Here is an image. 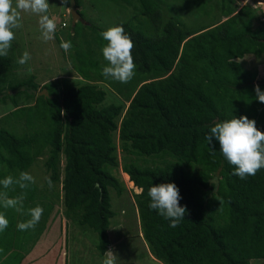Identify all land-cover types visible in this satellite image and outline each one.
Listing matches in <instances>:
<instances>
[{"label":"trees","instance_id":"obj_1","mask_svg":"<svg viewBox=\"0 0 264 264\" xmlns=\"http://www.w3.org/2000/svg\"><path fill=\"white\" fill-rule=\"evenodd\" d=\"M108 2L130 13L112 26H122L134 43L135 74L128 83L102 75L108 62L102 53L107 41L100 33L107 29L85 18L86 11L78 9L81 0H75V7L87 23H70L64 36L72 44L66 56L77 78L58 77L41 87L35 74L24 79L15 74L12 44L8 55L0 56V105L7 100L12 105L0 115V180L30 173L40 160L38 169L53 183L50 189L41 177L27 189L0 185L10 198L26 193L24 214L0 204L9 222L0 232V261L21 247L17 225L29 201L52 210L61 205L73 224L97 235L96 248L104 254L115 213L109 192L125 190L113 173L120 166L140 188L133 196L141 234L162 264L264 259V168L242 180L233 175L235 166L220 152L219 141L213 137L208 144L205 139L216 122L241 116L255 120L264 132V103L255 92L257 69L238 61L264 54L259 7L215 0L224 20L205 24L193 14V25L187 26L172 14V8L179 10L177 0H97L96 5L103 9ZM208 2L192 0L206 16ZM57 32L60 46L64 40ZM258 85L264 91V78ZM43 88L53 97L39 94ZM161 183H174L180 206L187 208L175 228L149 208L148 190ZM43 222L32 229L37 240Z\"/></svg>","mask_w":264,"mask_h":264},{"label":"rangeland","instance_id":"obj_2","mask_svg":"<svg viewBox=\"0 0 264 264\" xmlns=\"http://www.w3.org/2000/svg\"><path fill=\"white\" fill-rule=\"evenodd\" d=\"M48 2L49 11L47 14L55 20L57 24L56 32L58 31L57 33L64 40L67 28L72 23L70 6L62 4L61 0H48ZM81 2L78 9L86 11L85 18L97 22L106 29L112 27L115 20L125 19L130 14L123 10L120 11L121 6L111 2H108V7L103 9H98L97 0H81ZM214 2L215 0H209L210 15L206 16L197 11L192 4V0H177L176 5H178L179 10L176 11L172 8V14L183 19L187 26L193 25V14L196 15L199 22L205 24L216 23V19L224 20L227 16L218 13ZM258 6L260 7L259 14L264 15V4L260 3ZM21 24L22 27L14 30L15 39L11 42L15 48L14 52L17 60L14 72L20 79L27 78L28 74L33 73L35 74V80L42 87L47 81L58 77H78L72 63L57 43L56 38L48 42L41 39L39 16L32 13H22ZM25 51L29 52L31 59L24 65H20L18 60ZM238 61L242 62L247 68L255 67L257 69L255 83L258 85V81L264 78V54L261 57L247 54ZM9 93H13V91L11 90ZM6 106H12L9 100L5 105H0V115L7 110L3 108ZM118 153L121 165L123 161L121 150L118 149ZM38 161L37 166L40 167V160ZM38 167L34 166L30 170L31 175L37 181L41 177L42 180L46 177L45 175L42 176L43 172ZM113 173L123 181L125 190L120 195L116 194L113 189L109 192L111 208L115 213L110 218L107 230L108 244L105 252L113 251L117 256L116 264H162V262L153 258L141 234V225L133 196L134 193L140 192V188L137 189L136 186L132 185L133 182L125 177L121 166L115 169ZM37 174L41 176L36 177ZM36 206L39 205H35L31 201L27 203L23 222L30 219L28 209ZM55 207L57 211L56 208L52 210V207H49L50 209H46L45 206L42 207L44 211L40 221L43 220L44 222L41 224L40 231H38L41 233L40 238L35 239L32 229L20 231L19 243L21 242V247L8 252L4 260L0 261V264H16L17 262L37 264L39 258L41 259L39 264H47L48 260L49 264H102L106 255L105 252L99 254L96 248L97 235L88 228L80 229L79 226L73 224L64 213L61 205ZM50 210L53 213L51 212L49 216ZM31 247H33L32 250ZM45 255H48L49 259ZM248 264H264V259H251Z\"/></svg>","mask_w":264,"mask_h":264},{"label":"clouds","instance_id":"obj_3","mask_svg":"<svg viewBox=\"0 0 264 264\" xmlns=\"http://www.w3.org/2000/svg\"><path fill=\"white\" fill-rule=\"evenodd\" d=\"M68 2L69 0H61L62 4ZM48 11V0H15V2L14 0H0V56L8 55L11 42L15 39L14 30L22 27V13L39 16L41 39L45 42L53 40L57 24L54 19L49 17ZM100 35L107 41L106 46L102 48V53L108 66L103 68L102 75L120 83H128L134 77L136 67L131 54L134 47L131 37L125 33L122 26L110 27ZM60 47L67 53L71 50L72 44L70 41H61ZM30 59L29 52L25 51L18 63L24 65ZM255 92L259 102L264 103V91H261L259 85L255 86ZM61 114L64 113L61 112ZM213 137L219 141L220 152L225 159L235 166L233 175L243 180L248 176H254L257 171L264 168V132L258 130L255 120L241 116L216 122L210 128V134L205 137L208 144H211ZM212 151L214 152V150ZM45 180L51 189L53 187L52 180L50 177H45ZM35 183V177L28 172H20L18 178L9 175L0 180V185L4 189L12 190L15 185H18L20 189H27L30 184ZM148 195L151 198L149 208L157 210L161 216L170 220V227H177L180 221L185 219L187 208L180 206L179 189L174 183L152 185L148 190ZM25 198L26 193L10 198L7 191H0V204L5 209L11 208L21 214H24L23 202ZM43 211L41 206L28 209L30 219L19 223L18 230L35 229ZM8 223L5 215L0 213V232L7 228ZM105 255L106 258L102 264H116L117 256L113 251L109 250L105 252Z\"/></svg>","mask_w":264,"mask_h":264},{"label":"water","instance_id":"obj_4","mask_svg":"<svg viewBox=\"0 0 264 264\" xmlns=\"http://www.w3.org/2000/svg\"><path fill=\"white\" fill-rule=\"evenodd\" d=\"M70 14L72 17V22L75 23L76 21H80L82 23H87V21L80 15L77 8L75 7V0H70ZM39 94H42L44 96L53 97L52 94H48L47 90L43 88Z\"/></svg>","mask_w":264,"mask_h":264},{"label":"flooded vegetation","instance_id":"obj_5","mask_svg":"<svg viewBox=\"0 0 264 264\" xmlns=\"http://www.w3.org/2000/svg\"><path fill=\"white\" fill-rule=\"evenodd\" d=\"M249 1L254 3V5L256 6V0H239V4L243 5V4L248 3ZM256 8H257V6H256ZM72 24H74V23L72 22Z\"/></svg>","mask_w":264,"mask_h":264},{"label":"built area","instance_id":"obj_6","mask_svg":"<svg viewBox=\"0 0 264 264\" xmlns=\"http://www.w3.org/2000/svg\"><path fill=\"white\" fill-rule=\"evenodd\" d=\"M260 3H263V4H264V1H263V0H262V1H261V0H257V1H256V6L259 7L258 5H259ZM259 8H260V7H259ZM263 12H264V11H263ZM263 17H264V15H263Z\"/></svg>","mask_w":264,"mask_h":264},{"label":"crops","instance_id":"obj_7","mask_svg":"<svg viewBox=\"0 0 264 264\" xmlns=\"http://www.w3.org/2000/svg\"><path fill=\"white\" fill-rule=\"evenodd\" d=\"M33 255L31 254V257H32ZM45 256H47L48 257V259H49V256L48 255H45ZM152 258V257H151ZM154 258V257H153ZM155 259V258H154ZM41 260V259H40ZM38 263H39V261H38ZM16 264H20V263H16ZM22 264V263H21ZM47 264H49V260H48V262H47Z\"/></svg>","mask_w":264,"mask_h":264},{"label":"bare ground","instance_id":"obj_8","mask_svg":"<svg viewBox=\"0 0 264 264\" xmlns=\"http://www.w3.org/2000/svg\"><path fill=\"white\" fill-rule=\"evenodd\" d=\"M124 175H125V177H126V178H128V175H127V173H125V172H124ZM130 181H131V180H130ZM131 182H132V181H131ZM132 185H133V183H132Z\"/></svg>","mask_w":264,"mask_h":264}]
</instances>
